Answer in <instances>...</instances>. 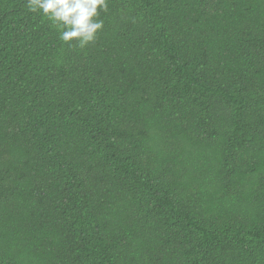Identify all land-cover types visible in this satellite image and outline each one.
Returning <instances> with one entry per match:
<instances>
[{
    "label": "trees",
    "instance_id": "trees-1",
    "mask_svg": "<svg viewBox=\"0 0 264 264\" xmlns=\"http://www.w3.org/2000/svg\"><path fill=\"white\" fill-rule=\"evenodd\" d=\"M99 18L0 0V264H264V0Z\"/></svg>",
    "mask_w": 264,
    "mask_h": 264
},
{
    "label": "clouds",
    "instance_id": "clouds-1",
    "mask_svg": "<svg viewBox=\"0 0 264 264\" xmlns=\"http://www.w3.org/2000/svg\"><path fill=\"white\" fill-rule=\"evenodd\" d=\"M108 4L109 0H26L29 11H40L57 25L60 40H75L81 48L96 39L104 23L100 13L107 12Z\"/></svg>",
    "mask_w": 264,
    "mask_h": 264
}]
</instances>
